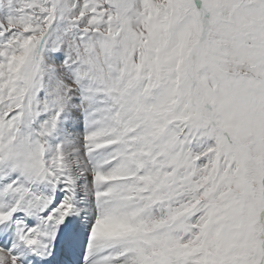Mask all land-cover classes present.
I'll return each mask as SVG.
<instances>
[{
  "label": "snow or ice",
  "instance_id": "snow-or-ice-1",
  "mask_svg": "<svg viewBox=\"0 0 264 264\" xmlns=\"http://www.w3.org/2000/svg\"><path fill=\"white\" fill-rule=\"evenodd\" d=\"M0 264H264V0H0Z\"/></svg>",
  "mask_w": 264,
  "mask_h": 264
}]
</instances>
